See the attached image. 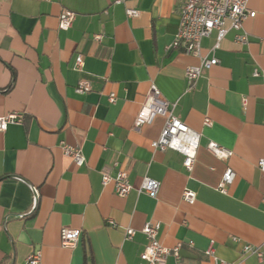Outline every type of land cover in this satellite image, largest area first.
<instances>
[{
  "label": "crops",
  "instance_id": "1",
  "mask_svg": "<svg viewBox=\"0 0 264 264\" xmlns=\"http://www.w3.org/2000/svg\"><path fill=\"white\" fill-rule=\"evenodd\" d=\"M126 7L139 14L127 17ZM247 7L248 41L229 29L212 52L216 31L203 37L200 55L218 63L188 89L185 67L199 57L170 46L181 0H0V115L22 113L0 131V264H26L37 250L42 264H140L145 222L158 223L162 245L180 246L178 260L157 264H215L210 243L218 260L264 264V252H244L264 241V0ZM63 9L75 12L66 30ZM79 81L86 92L75 91ZM151 84L199 132L190 170L181 153L151 147L163 116L133 126ZM209 141L231 155L216 157ZM64 143L81 148L83 164ZM226 168L234 177L222 191ZM118 169L133 186L125 196L101 183ZM145 175L160 181L155 198L137 191ZM185 188L196 193L191 204ZM62 227L79 230L74 247L60 245Z\"/></svg>",
  "mask_w": 264,
  "mask_h": 264
},
{
  "label": "built area",
  "instance_id": "2",
  "mask_svg": "<svg viewBox=\"0 0 264 264\" xmlns=\"http://www.w3.org/2000/svg\"><path fill=\"white\" fill-rule=\"evenodd\" d=\"M248 0H181V8L179 12L178 28L171 42V47L182 48L185 52L199 57V62L185 67L184 76L187 80L188 89L194 85V82L205 69L218 63L217 57L201 56L199 53L200 41L203 37L208 36L213 30L216 31L215 42L211 51H215L220 46V41L229 29L237 31L236 40L239 42H247L248 36L244 32H240L243 22L255 16V11L247 7ZM115 3H123L124 0H114ZM125 13L127 17L137 16L138 9L126 7ZM75 12L70 9H63L58 15V27L66 30L73 24ZM228 22V23H227ZM98 37V35L96 36ZM76 67L82 65V55L78 54L75 59ZM257 69L253 74L257 75ZM89 85L86 81H79L75 87L78 93L86 92ZM109 102L115 100L114 94L108 96ZM245 103V101H244ZM174 104H170L162 97L160 90L151 84L146 97L141 104L133 121V126L139 128L143 124L150 123L156 115L164 117L163 127L158 137L151 141L150 145L153 149H172L183 155V165L190 170L193 166L196 152L199 146V132L187 126L173 112ZM22 113L9 112L0 115V131L6 129L9 123L20 122ZM210 119L205 118L203 123L210 124ZM207 148L219 158H227L232 151L218 145L214 141L207 143ZM64 153L71 157L76 165L84 163L85 158L82 150L78 146L62 144ZM260 169L264 170V159L258 161ZM234 172L230 168H226L222 174L218 187L224 191L225 185L231 183ZM113 181L115 192L119 196H125L132 188V184L127 178L125 170L118 169L114 175L107 171H103L101 175L102 185H106ZM160 188V181L147 175L142 177L138 192H143L151 198L157 196ZM182 199L187 203H193L196 199L195 191L185 188L182 191ZM158 223L145 222L141 231L147 239L143 250L139 254L140 264H157L164 263L168 255H172L175 259H179V244L172 248L162 245L157 240ZM134 229L126 228L125 237L130 239L134 234ZM79 238V230L68 227H62L60 230V245L65 248H72L76 245ZM245 253H253L260 257L264 252V241L261 244H246L244 246ZM204 253L215 260V264H233L223 260H218L214 255L212 243L209 244ZM26 264H42L40 251L30 253L26 258Z\"/></svg>",
  "mask_w": 264,
  "mask_h": 264
}]
</instances>
